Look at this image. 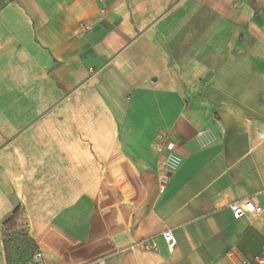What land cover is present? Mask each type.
Listing matches in <instances>:
<instances>
[{"label": "crops", "instance_id": "obj_1", "mask_svg": "<svg viewBox=\"0 0 264 264\" xmlns=\"http://www.w3.org/2000/svg\"><path fill=\"white\" fill-rule=\"evenodd\" d=\"M161 137L180 158L162 188ZM249 198L262 213L233 219ZM16 208L41 250L83 232L103 264L259 254L264 0L3 1L0 231ZM164 230L172 251L122 252Z\"/></svg>", "mask_w": 264, "mask_h": 264}, {"label": "rangeland", "instance_id": "obj_2", "mask_svg": "<svg viewBox=\"0 0 264 264\" xmlns=\"http://www.w3.org/2000/svg\"><path fill=\"white\" fill-rule=\"evenodd\" d=\"M116 189L117 184H113ZM83 232H72L73 237L66 235L67 243L62 245V238L57 234L59 242L53 246V243H47L45 249V264H103L109 254L99 253L93 254L86 246V243L76 241L72 238L79 239L80 234ZM0 244L3 250L4 264H29L35 254L41 253L44 255L45 250H41V246L30 234L27 224L25 222L24 214L18 211L14 220L2 227L0 231ZM102 250L99 248H94ZM119 250V249H118ZM111 253H118L117 250H111ZM54 253V254H53ZM52 256H55L54 259Z\"/></svg>", "mask_w": 264, "mask_h": 264}, {"label": "built area", "instance_id": "obj_3", "mask_svg": "<svg viewBox=\"0 0 264 264\" xmlns=\"http://www.w3.org/2000/svg\"><path fill=\"white\" fill-rule=\"evenodd\" d=\"M5 0H0V4ZM84 30L89 29L87 22L79 24ZM162 145V159L160 160L161 175L158 178V186L160 188L166 186L168 182V174L174 172L180 165V158L175 152L174 144L164 138H160ZM228 210L233 219L237 220L243 216H258L262 213V208L258 206L252 198L242 201L233 202L228 205ZM158 238L162 239L169 251L175 247V239L172 230H164L158 235L141 238L122 249V252H145L155 253L158 249ZM0 264H4L3 250L0 244ZM29 264H44L42 254H35ZM90 264V263H84ZM236 264H264V246L261 247L260 253L248 260H242Z\"/></svg>", "mask_w": 264, "mask_h": 264}, {"label": "trees", "instance_id": "obj_4", "mask_svg": "<svg viewBox=\"0 0 264 264\" xmlns=\"http://www.w3.org/2000/svg\"><path fill=\"white\" fill-rule=\"evenodd\" d=\"M19 211V208H16L15 211L13 212V215L3 224L5 226L6 224L12 222L14 218L16 217L17 212Z\"/></svg>", "mask_w": 264, "mask_h": 264}]
</instances>
